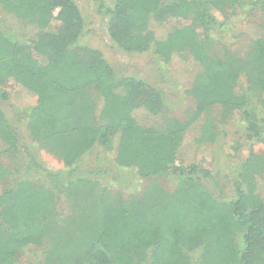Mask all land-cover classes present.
Returning <instances> with one entry per match:
<instances>
[{
	"label": "trees",
	"instance_id": "trees-1",
	"mask_svg": "<svg viewBox=\"0 0 264 264\" xmlns=\"http://www.w3.org/2000/svg\"><path fill=\"white\" fill-rule=\"evenodd\" d=\"M244 8L260 11L263 25L248 36L250 52L231 57L244 64L239 70L228 57L212 56L208 43L216 24ZM107 12L106 32L119 50L151 52L169 64L178 59V70L192 75L185 95L193 107L183 117L172 115L156 85L117 75L99 49L82 42L87 25L75 0H0V16L16 23L12 28L0 19V85L14 84L0 92V156L29 154L19 136L24 122L38 147L60 150L64 166L99 146L146 180L128 202L102 203L92 218L97 231L81 239L65 234V221L56 219V204L73 186L71 172L32 159L53 189L29 179L0 185V264H18L29 246L41 248L45 264H264V178L259 172L249 177L252 145L264 143V0H115ZM170 18L188 25L159 31ZM13 92L31 102L15 108L7 103ZM254 94L259 115L251 106ZM214 105L242 112L251 150L221 187L208 168L178 158L183 144L195 142L197 154L202 144L213 146L205 116ZM137 110L158 121L140 122ZM195 123L199 132L190 137ZM6 168L0 160L2 181ZM227 186L231 191L223 194ZM44 221L45 231L38 228ZM55 227L61 247L51 233Z\"/></svg>",
	"mask_w": 264,
	"mask_h": 264
},
{
	"label": "rangeland",
	"instance_id": "rangeland-1",
	"mask_svg": "<svg viewBox=\"0 0 264 264\" xmlns=\"http://www.w3.org/2000/svg\"><path fill=\"white\" fill-rule=\"evenodd\" d=\"M75 1L87 25V33L82 42L99 49L117 70V75H134L156 85L161 90L163 101L172 115L183 117L193 107L192 100L185 95L186 87L192 80V75L178 70V66L175 65V62L178 61L177 58L169 64L151 52L128 54L114 46L106 32V23L109 18L107 8L112 6L115 0ZM213 13L217 21L224 20L219 12L214 11ZM2 14L6 17L15 18L5 12ZM0 19L6 23H12L8 24L15 28L14 20L6 21L1 16ZM182 24L188 25V22L170 18L165 24L160 25L158 30L165 31L172 25L179 26ZM262 25L263 15L260 11H252L249 8L236 9L226 21L221 25L216 24L210 31L209 53L221 60L228 57L227 60L236 69L244 70L242 61L233 64L230 59H232L231 57H237V60L242 59L245 54L250 52V38L248 36L260 33ZM6 26L8 25L6 24ZM13 86L12 80L8 79L5 84L0 85V92L9 91ZM256 96L253 97L251 106L255 107V111L259 115ZM30 102L31 99L23 94H14V92L11 93L10 99L7 101L8 104L19 109L25 108ZM135 116L142 123L158 121L157 117L153 118L143 110L135 111ZM205 119L206 124L208 119V123L212 125L208 130L214 134L216 139L213 146L202 144L197 154L194 152L195 142L183 144L178 151V158L187 161L191 158L194 162H199L216 176L214 178L218 187L225 186L228 183L226 181L234 176L241 161L251 153L250 146L244 137L246 121L239 109H229L220 105L209 108ZM19 128L21 133L19 136L29 148V154L21 156L13 153L0 156L3 165L8 169L6 179L0 180V185L2 188L12 187L20 179H29L39 184L43 183L46 187L53 189L52 181L44 175V171L37 170L32 159L37 160L40 166L49 170L70 171L71 177L68 181L73 182V186L70 190H65L55 206L57 213V217H55L58 223L65 221L61 224L65 234L70 232L78 235L81 239L94 235L97 231V225L93 223L92 218H96L99 214L98 208L102 206V203L114 204L121 199L128 202L129 194L137 192L146 182L137 174L135 168L116 165L112 159L113 152L103 150L99 146L84 153L72 166H64L60 150L57 147L51 145L38 147L37 143L30 139L24 122L19 124ZM189 130H192L187 133L190 137L194 136L195 133L198 134V123L193 124ZM237 142H240V146L235 149ZM252 150L254 152L253 167L249 170V177H252L254 172H259V175L264 178V143H255L252 145ZM229 188L230 186H227L223 194H229L228 192L231 191ZM41 227H45L43 231L47 229L46 221L38 226V228ZM51 231L55 237L60 230L55 227ZM71 237V235L68 236L70 240ZM60 239L61 236L59 239L55 237L59 247H61L60 242H62ZM18 264H45L41 248L29 246L24 249L19 255ZM55 264H62V262L55 261Z\"/></svg>",
	"mask_w": 264,
	"mask_h": 264
}]
</instances>
